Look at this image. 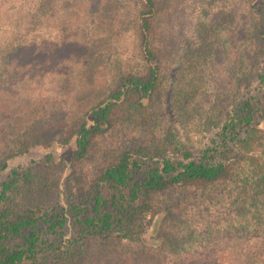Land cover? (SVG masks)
I'll use <instances>...</instances> for the list:
<instances>
[{
    "label": "trees",
    "instance_id": "trees-1",
    "mask_svg": "<svg viewBox=\"0 0 264 264\" xmlns=\"http://www.w3.org/2000/svg\"><path fill=\"white\" fill-rule=\"evenodd\" d=\"M139 2L133 23L143 70L121 72L74 124L32 125L0 141V264H81L100 247L182 264L210 254L219 236L263 241L264 73L238 78L225 107L210 105L201 84L205 52L177 57L181 65L167 78L161 8ZM250 2L264 45V0ZM209 32L208 45H228L225 30ZM18 49L0 51V78ZM93 152L103 160L84 178ZM205 190L225 208L202 222L193 209L203 204L157 201Z\"/></svg>",
    "mask_w": 264,
    "mask_h": 264
},
{
    "label": "rangeland",
    "instance_id": "rangeland-1",
    "mask_svg": "<svg viewBox=\"0 0 264 264\" xmlns=\"http://www.w3.org/2000/svg\"><path fill=\"white\" fill-rule=\"evenodd\" d=\"M155 2L161 8L156 30L157 37L166 45L167 78L181 65L177 57L186 51L205 52L201 84L210 105L215 102L225 107L237 92L238 78L244 80L259 71L264 73V45L255 36L256 18L250 0ZM139 3V0H0V51L19 47L9 58L7 74L0 78V141L4 142V136L22 134L32 125L74 124L104 91L113 87L121 72H141L143 62L133 23ZM216 27L227 32V46L216 43L211 47L205 41L209 31ZM166 121L170 120L160 123L168 124ZM4 144L0 143L1 149ZM102 160L100 154H95L92 161L82 166V176L89 177ZM217 195L210 190L200 195L177 191L157 201L162 205L177 201L184 205L203 204L193 209V216L202 222L210 215L223 213L225 207ZM240 239L244 236H219L213 240L210 254L182 264H252L264 256V237L263 241L250 243ZM100 249L102 252L95 250L81 264H161L154 258H134L120 247Z\"/></svg>",
    "mask_w": 264,
    "mask_h": 264
}]
</instances>
